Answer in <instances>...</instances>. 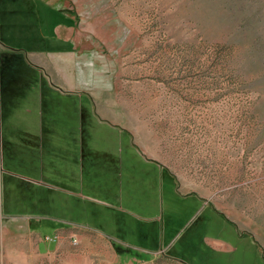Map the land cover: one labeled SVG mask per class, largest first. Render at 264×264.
Listing matches in <instances>:
<instances>
[{"label": "rangeland", "instance_id": "1", "mask_svg": "<svg viewBox=\"0 0 264 264\" xmlns=\"http://www.w3.org/2000/svg\"><path fill=\"white\" fill-rule=\"evenodd\" d=\"M10 47L55 64L74 51L64 75L90 76L96 99L53 90L55 132L38 90L8 103L1 202L81 160L79 188L110 206L97 205L117 253L150 256L133 247L143 232L163 249L155 264H264V0H0Z\"/></svg>", "mask_w": 264, "mask_h": 264}, {"label": "crops", "instance_id": "2", "mask_svg": "<svg viewBox=\"0 0 264 264\" xmlns=\"http://www.w3.org/2000/svg\"><path fill=\"white\" fill-rule=\"evenodd\" d=\"M57 33L60 38H63L62 40L70 35L67 34L65 28L59 27ZM73 36L74 34H71L69 38ZM73 47L75 49V44ZM57 53L60 59L59 64H55L50 58L42 60L37 56H30L26 52L28 61L46 72L47 84H45V88L43 89L40 83L31 88L34 91L38 90L35 94L36 100L39 98L41 114L43 113L44 124L40 125L43 132L49 129H52L50 132H55L59 129V126L51 121L46 123L44 118L47 111L46 106H49L46 96L53 90L64 96L69 94L86 95L90 100L96 99L95 94H92L93 92L90 90L94 79L85 74L72 78L64 75V68L61 64H69L68 67L71 68V71L77 72L74 66V60H76L74 51H59ZM48 87L51 89L49 90ZM41 92L43 97H41ZM91 103L95 104L94 101ZM50 123L52 126H49ZM80 161L76 162L79 168ZM79 168L73 170L57 166L50 171V176L43 174L39 181L23 179L31 185L32 195L29 197L31 200L29 203L27 196L24 203L19 202L20 205H17L15 199L14 202L12 201L13 192L12 188H9L7 208L4 198L2 202L0 200V264H144L145 262L155 264L159 257L158 254L163 249L151 251L143 247L148 240L143 232L141 246L133 247L151 253L150 256L139 252L131 257L115 251L112 240L118 241L119 239L114 237L112 232L104 231L105 217L97 207L98 204L107 205L108 203L97 199L92 194L85 195L83 193L79 188V182L81 183L83 179ZM38 185L51 189L41 188L40 204L34 199ZM87 205H91L92 208L88 210ZM44 225L53 228L51 234H58L59 239L44 240V236L47 235L42 231ZM73 239L77 240V244L73 243ZM145 239L147 240L145 241ZM207 241L209 242V240ZM129 242L121 241V243L130 245Z\"/></svg>", "mask_w": 264, "mask_h": 264}, {"label": "trees", "instance_id": "3", "mask_svg": "<svg viewBox=\"0 0 264 264\" xmlns=\"http://www.w3.org/2000/svg\"><path fill=\"white\" fill-rule=\"evenodd\" d=\"M57 13L59 14V16L63 14L58 11ZM61 21H65V19H63V16H61ZM34 69L35 68L32 66V64L28 61L26 51H24L23 49L10 47V49L0 50V96L2 105L1 116L4 115L5 109L8 110V103L10 104V101H12V99H15L18 94L24 93V91L31 90L33 86L38 85L39 83L43 86V89L45 88V82H47L46 79H43L39 76V74H36ZM37 188L38 190L35 194L34 199L40 202V198L42 196L41 188L43 189L45 187H43L42 185H38ZM45 189L51 190L48 188ZM4 191H8L9 195V188L8 190L4 189ZM4 198L6 199L7 195ZM18 201L24 203L26 200L18 198ZM30 201L31 200H29L28 203ZM8 202L6 204V208ZM39 202L38 204H40ZM171 257L173 259L180 260L173 255ZM181 261L183 262L184 260L181 259Z\"/></svg>", "mask_w": 264, "mask_h": 264}, {"label": "built area", "instance_id": "4", "mask_svg": "<svg viewBox=\"0 0 264 264\" xmlns=\"http://www.w3.org/2000/svg\"><path fill=\"white\" fill-rule=\"evenodd\" d=\"M59 239V235L58 234H55L54 236H44V240L46 241H53V240H58ZM73 243L74 244H77V240L76 239H73Z\"/></svg>", "mask_w": 264, "mask_h": 264}]
</instances>
